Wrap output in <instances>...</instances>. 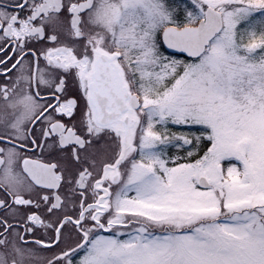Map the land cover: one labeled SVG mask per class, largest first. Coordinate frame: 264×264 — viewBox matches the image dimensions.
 <instances>
[{
	"label": "snow or ice",
	"instance_id": "snow-or-ice-1",
	"mask_svg": "<svg viewBox=\"0 0 264 264\" xmlns=\"http://www.w3.org/2000/svg\"><path fill=\"white\" fill-rule=\"evenodd\" d=\"M0 264H264V0H0Z\"/></svg>",
	"mask_w": 264,
	"mask_h": 264
}]
</instances>
